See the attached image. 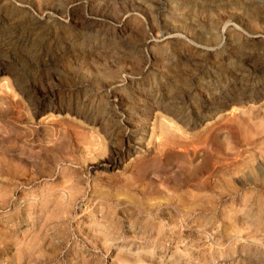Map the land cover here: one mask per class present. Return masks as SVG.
<instances>
[{"label":"rangeland","instance_id":"1","mask_svg":"<svg viewBox=\"0 0 264 264\" xmlns=\"http://www.w3.org/2000/svg\"><path fill=\"white\" fill-rule=\"evenodd\" d=\"M0 264H264V0H0Z\"/></svg>","mask_w":264,"mask_h":264},{"label":"bare ground","instance_id":"2","mask_svg":"<svg viewBox=\"0 0 264 264\" xmlns=\"http://www.w3.org/2000/svg\"><path fill=\"white\" fill-rule=\"evenodd\" d=\"M113 100H116V99L113 98ZM116 101H117V100H116ZM164 133H165V132H164ZM127 139H128V138H127ZM132 139H133V138H132ZM132 139H131V140H132ZM133 140H134V139H133ZM127 142H129V141L127 140ZM183 147H184V146H183ZM185 149H186V148H185ZM125 150L129 151V150H130V147L126 145L125 147L120 148V149L118 150L116 156H118V157L121 156L122 153L125 152ZM186 150H187V149H186ZM193 150H194V149H193ZM191 151H192V150H191ZM191 151H190V152H191ZM147 152H149V149L147 150ZM194 152H195V150H194ZM195 153H196V152H195ZM195 155H196V154H195ZM110 156H111V155H110ZM195 158H196V157H195ZM188 159H190V158H188ZM193 159H194V158H193ZM191 160H192V159H191ZM191 160H190L189 164H191V165L195 168L196 166L192 164L193 162H192ZM194 160H195V159H194ZM116 161H117V160H116ZM110 163H113V164H114V160L111 161ZM159 163H160V162H159ZM161 163H162V162H161ZM156 164H157V163H156ZM189 164H188V165H189ZM161 165H162V164H161ZM188 167H189V166H188ZM146 170H147V169H146ZM146 170H145V171H146ZM142 171H143V170H142ZM142 171H141V172H142ZM143 173H144V172H143ZM187 173H188V169H187ZM145 175H146V174H145ZM192 175H193V176H194V175L196 176V173H195V174H192ZM141 176L143 177V175H141ZM188 176H189V175H188ZM144 177H145V176H144ZM192 181H193V180H192ZM187 184H188V183H187ZM191 194H192V193H191ZM191 194H190V196H191ZM191 197H192V199H190V200H191V204L194 205V202H195L194 200L196 199V194L193 193ZM191 197H190V198H191ZM192 200H193L194 202H193ZM195 203H196V202H195ZM178 214H179V213H178ZM180 215H181V214H180Z\"/></svg>","mask_w":264,"mask_h":264}]
</instances>
